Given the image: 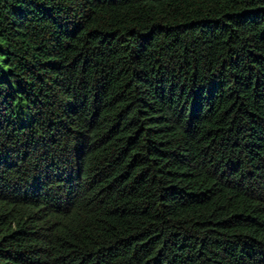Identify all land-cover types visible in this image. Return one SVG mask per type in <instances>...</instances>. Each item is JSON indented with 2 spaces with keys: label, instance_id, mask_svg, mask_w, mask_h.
<instances>
[{
  "label": "trees",
  "instance_id": "obj_1",
  "mask_svg": "<svg viewBox=\"0 0 264 264\" xmlns=\"http://www.w3.org/2000/svg\"><path fill=\"white\" fill-rule=\"evenodd\" d=\"M0 264H264V0H0Z\"/></svg>",
  "mask_w": 264,
  "mask_h": 264
}]
</instances>
